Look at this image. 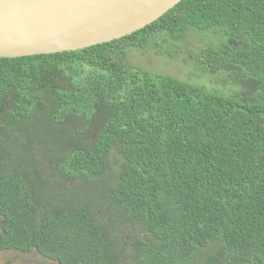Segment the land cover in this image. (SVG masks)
Here are the masks:
<instances>
[{
    "label": "trees",
    "instance_id": "trees-1",
    "mask_svg": "<svg viewBox=\"0 0 264 264\" xmlns=\"http://www.w3.org/2000/svg\"><path fill=\"white\" fill-rule=\"evenodd\" d=\"M191 30L218 36L195 59L230 72L227 89L129 62L151 46L175 57ZM11 249L57 264H264V0H181L106 43L0 57Z\"/></svg>",
    "mask_w": 264,
    "mask_h": 264
},
{
    "label": "water",
    "instance_id": "water-1",
    "mask_svg": "<svg viewBox=\"0 0 264 264\" xmlns=\"http://www.w3.org/2000/svg\"><path fill=\"white\" fill-rule=\"evenodd\" d=\"M181 0H0V57L78 50L130 35Z\"/></svg>",
    "mask_w": 264,
    "mask_h": 264
},
{
    "label": "rangeland",
    "instance_id": "rangeland-1",
    "mask_svg": "<svg viewBox=\"0 0 264 264\" xmlns=\"http://www.w3.org/2000/svg\"><path fill=\"white\" fill-rule=\"evenodd\" d=\"M218 40V36H209L207 33L191 30L186 40L180 45L179 52L175 53V57L169 54L160 55L157 53L156 47L151 46L143 51L131 50L129 62L135 68L141 67L152 73L170 74L190 82L205 84L209 88L226 87L225 89H227L228 81L231 79L230 72L227 70L204 71L195 59V56L207 48L210 43ZM167 49L171 50L172 48L169 46ZM42 175L44 177L46 172L42 171ZM126 246L128 248H124L125 246L120 244L119 251L129 252V244ZM122 261V264H137L131 256L123 257ZM8 262L11 264H57L43 257L36 250L29 252L17 249L0 251V264ZM195 263L201 264V261L198 260Z\"/></svg>",
    "mask_w": 264,
    "mask_h": 264
}]
</instances>
